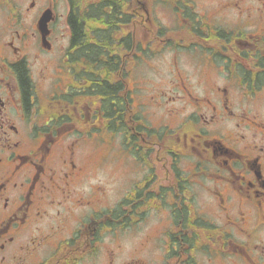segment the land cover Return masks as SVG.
<instances>
[{
  "label": "flooded vegetation",
  "instance_id": "obj_1",
  "mask_svg": "<svg viewBox=\"0 0 264 264\" xmlns=\"http://www.w3.org/2000/svg\"><path fill=\"white\" fill-rule=\"evenodd\" d=\"M197 3L0 0V264H264V0ZM168 53L145 127L136 61ZM118 137L137 171L92 176L85 149L121 170ZM154 209L131 257L119 241Z\"/></svg>",
  "mask_w": 264,
  "mask_h": 264
},
{
  "label": "rangeland",
  "instance_id": "obj_2",
  "mask_svg": "<svg viewBox=\"0 0 264 264\" xmlns=\"http://www.w3.org/2000/svg\"><path fill=\"white\" fill-rule=\"evenodd\" d=\"M219 1L220 0H194V2H198L197 8L199 10V15H205L207 10L210 9V6H217ZM152 10L156 22L161 25V28L163 30H175L176 27H178L174 15L175 7L160 3L153 7ZM180 58L183 60V63L181 64L182 66L187 68L188 65L192 64L190 55H184ZM174 60L175 58L173 53H168L167 55L157 56L153 58L151 62L146 63V60L143 61L142 59L136 61L137 64L134 68L133 73L135 118L138 123L143 124V126L145 127L146 122L150 127L153 128L160 123V121L158 120L159 116H156L154 113L150 114L151 109L149 108V106L146 107V96L157 95L159 91H166L170 93V87L168 83L174 75L173 68H171ZM170 121L171 119H167L166 124H168ZM113 139L118 145H120V152L117 155L122 163L121 170L119 164H111L110 157L105 164H102L100 157L98 156L99 153L91 151L89 150V148H87L85 149L84 160L85 162H87L88 170L93 174L92 176L97 177V173L101 171L103 176L106 175L107 178L112 181L115 180L119 175H126L127 171L130 170V168L133 171H137V169L132 165V157L127 156L121 147V138L118 137V139ZM184 161L186 164H188V161L186 159H184ZM138 174L140 175L138 177V181H142L143 177L146 176V171H139L136 176H138ZM92 182L96 183L91 186L94 189L101 187V184L97 183L96 179H94ZM147 218H149L148 221H151V224L147 225V230L145 216L142 221L139 219L140 223L134 228V232H132L130 235L122 236L119 241L120 245L124 244L126 254L131 251V257L138 256L140 258L146 259V235H155L159 231V226H156L158 220L155 215V209L149 213ZM119 233L121 234V232ZM136 249H139V251L136 252ZM121 262L122 261H120V263Z\"/></svg>",
  "mask_w": 264,
  "mask_h": 264
},
{
  "label": "trees",
  "instance_id": "obj_3",
  "mask_svg": "<svg viewBox=\"0 0 264 264\" xmlns=\"http://www.w3.org/2000/svg\"><path fill=\"white\" fill-rule=\"evenodd\" d=\"M77 36V35H76Z\"/></svg>",
  "mask_w": 264,
  "mask_h": 264
}]
</instances>
